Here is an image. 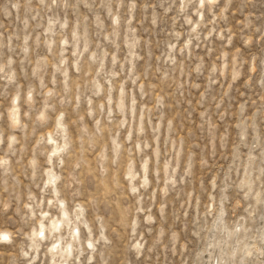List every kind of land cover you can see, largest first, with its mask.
<instances>
[{
  "label": "rangeland",
  "instance_id": "1",
  "mask_svg": "<svg viewBox=\"0 0 264 264\" xmlns=\"http://www.w3.org/2000/svg\"><path fill=\"white\" fill-rule=\"evenodd\" d=\"M203 1L0 0V264H264V0Z\"/></svg>",
  "mask_w": 264,
  "mask_h": 264
},
{
  "label": "bare ground",
  "instance_id": "2",
  "mask_svg": "<svg viewBox=\"0 0 264 264\" xmlns=\"http://www.w3.org/2000/svg\"><path fill=\"white\" fill-rule=\"evenodd\" d=\"M187 0H182V2L185 4ZM197 4L199 5L200 8H202L204 6V1L203 0H197ZM17 96H14V100H12V102H15V104H12L10 109H9V116H10V121L12 123V125H14L15 123H17L18 117H19V108H18V102H16ZM61 124V123H60ZM53 138L51 136H48V142L52 141ZM59 146L54 145V147L52 148V150H54V152H56V150H58ZM52 150H50V152H52ZM4 158V157H2ZM5 159V158H4ZM46 174H47V182L48 184H50L52 186V190H54V187L56 186V179H57V175L56 173H54L51 169H47L46 170ZM46 184V182H45ZM58 204H60V206H64V200H58ZM42 214H46V212H42ZM66 220H68V213L66 211V209L64 207L61 208L60 210V215L58 217L52 218L50 220V227L52 230H55L56 232L60 231V227L62 225L63 222H65ZM46 224V223H45ZM43 222H40V224H38V228L34 231L35 234V238L36 239H32L33 243H38V239L37 236H41V237H45V229H46V225ZM66 226H68V224H66ZM238 226H240V224H238ZM42 233V235H41ZM71 236L72 238H79V228L77 224H74L71 228ZM6 236L7 239L9 238V233L6 230H1L0 231V237H4ZM234 236V235H233ZM239 237V235L237 236V238ZM262 237H264V234H262ZM236 238V240H237ZM2 240H6L3 238H0ZM44 238H42L43 240ZM61 235L58 234V236H56V239L51 243L50 245V254L51 255H55V254H60L63 256L64 258V262H66V259L68 257V255L72 252V244L71 242H66V246H61ZM91 244L92 245V241L88 240L86 242V244ZM89 248H92V246H88ZM78 248H80V244H78ZM264 246L262 247H255L256 250H261L259 253H252L253 255H255L258 258V254H264V250H263ZM81 251V250H80ZM245 253L247 254H251V251L248 250L247 248H245ZM219 259L222 261L221 263H219L218 260H216V264H225L229 257L225 256V255H220ZM261 260V259H260ZM67 264V263H66ZM213 264V263H212Z\"/></svg>",
  "mask_w": 264,
  "mask_h": 264
},
{
  "label": "snow or ice",
  "instance_id": "3",
  "mask_svg": "<svg viewBox=\"0 0 264 264\" xmlns=\"http://www.w3.org/2000/svg\"><path fill=\"white\" fill-rule=\"evenodd\" d=\"M41 235H42V233H41ZM0 238L7 239V237H6V236H4V237H0Z\"/></svg>",
  "mask_w": 264,
  "mask_h": 264
},
{
  "label": "clouds",
  "instance_id": "4",
  "mask_svg": "<svg viewBox=\"0 0 264 264\" xmlns=\"http://www.w3.org/2000/svg\"><path fill=\"white\" fill-rule=\"evenodd\" d=\"M15 6V4H13V7ZM158 264H159V262H158Z\"/></svg>",
  "mask_w": 264,
  "mask_h": 264
}]
</instances>
